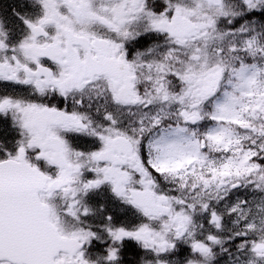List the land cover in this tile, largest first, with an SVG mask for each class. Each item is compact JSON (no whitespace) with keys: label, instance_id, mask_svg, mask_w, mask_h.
Returning a JSON list of instances; mask_svg holds the SVG:
<instances>
[{"label":"snow or ice","instance_id":"6c2138e0","mask_svg":"<svg viewBox=\"0 0 264 264\" xmlns=\"http://www.w3.org/2000/svg\"><path fill=\"white\" fill-rule=\"evenodd\" d=\"M0 264H264V0H0Z\"/></svg>","mask_w":264,"mask_h":264},{"label":"flooded vegetation","instance_id":"af4514ba","mask_svg":"<svg viewBox=\"0 0 264 264\" xmlns=\"http://www.w3.org/2000/svg\"><path fill=\"white\" fill-rule=\"evenodd\" d=\"M5 2H10V0H5Z\"/></svg>","mask_w":264,"mask_h":264}]
</instances>
